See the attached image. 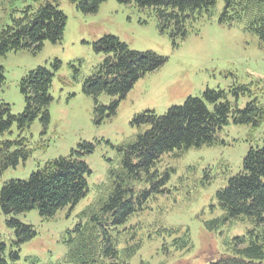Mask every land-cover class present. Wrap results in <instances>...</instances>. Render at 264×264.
I'll list each match as a JSON object with an SVG mask.
<instances>
[{
	"label": "rangeland",
	"instance_id": "374dc122",
	"mask_svg": "<svg viewBox=\"0 0 264 264\" xmlns=\"http://www.w3.org/2000/svg\"><path fill=\"white\" fill-rule=\"evenodd\" d=\"M46 2L56 4L67 16L63 39L46 40L40 49L21 48L0 56L4 74L0 105L7 104L11 115L25 111L21 81L28 72L45 67L53 74L49 122L43 123L39 115L23 129L17 120L10 130L0 129V142L25 139L13 148L25 144L31 149L17 165L0 168V192L7 181L29 179L47 161L73 150L91 172L87 194L52 217L43 218L37 208L6 215L0 205V236L11 264H79L73 255L95 223L104 222L94 217L102 216L116 183L128 185L127 152L149 127L137 122L141 112L164 114L189 96L204 97L208 89L223 92L218 101H230L241 109L255 97L264 104V44L250 29V20L229 23L222 19L224 0L186 22L184 36L172 37L174 25L164 29L153 7L118 0L103 2L95 13L83 12L72 0H0V29L24 7L36 8ZM105 35L117 36L133 50L154 51L167 60L136 81L124 98L99 94L98 101L105 106L101 112L96 110L95 97L85 92L84 83L107 56L95 48ZM241 85L251 92L240 95ZM207 104L214 108L213 103ZM219 137L222 142L212 146L164 154L149 172L141 169L138 178L129 179L135 201L141 199L146 209L133 214L117 230L110 226L120 264H210L233 254L238 237L246 238L239 245L243 247L253 232L261 230L247 215L226 220L218 192L241 171L250 149L263 144L264 120L258 126L237 123L232 114ZM87 143L93 146L91 151ZM11 217L31 225L36 235L19 241L16 227L8 223ZM133 231L136 236L131 239Z\"/></svg>",
	"mask_w": 264,
	"mask_h": 264
},
{
	"label": "trees",
	"instance_id": "16d2710c",
	"mask_svg": "<svg viewBox=\"0 0 264 264\" xmlns=\"http://www.w3.org/2000/svg\"><path fill=\"white\" fill-rule=\"evenodd\" d=\"M41 2V0H38ZM85 13H95L107 0H72ZM135 2L140 7H153L163 28L174 25L172 37L187 33L186 22L197 19L204 11L209 12L217 0H118ZM222 19L229 23L243 18L250 20V29L256 31L264 44V0H224ZM67 16L51 2L40 3L36 8L26 6L19 16L12 15L9 24L0 29V56L21 48L40 49L46 40L59 42L64 37ZM98 51L106 53L105 60L95 68L84 83L86 93L93 95L96 110L103 112L97 96L106 92L124 98L145 74L164 65L167 58L154 51H136L122 42L117 36L105 35L95 43ZM4 80L3 68L0 81ZM53 74L45 67L28 72L21 81V91L25 94L26 108L18 116L11 115L7 104L0 105V129L10 130L17 120L21 129L41 115L43 123L50 120L49 106L53 97L50 88ZM240 95L251 92L246 85L238 87ZM223 94L207 90L203 96H189L181 105L170 107L164 114L146 110L136 116L139 123L149 124L148 129L127 152L125 163L129 167L128 185L121 182L105 202L101 217L104 222L95 223L89 236L84 237L82 247L73 255L79 264H120L117 242L111 235L110 226L119 229L128 223L130 217L146 209L135 201L132 178H138L141 169L148 172L164 154L184 152L193 147L212 146L222 142L220 130L234 114L237 123H252L258 126L264 120V104L255 97L241 109L230 101H218ZM237 96H240L239 93ZM206 97V98H205ZM217 100V101H216ZM207 102L214 104L211 109ZM118 101L111 106L114 110ZM7 114V118L5 115ZM19 141L0 142V168L15 166L20 159L31 153L25 144L13 148ZM89 151L93 149L90 143ZM76 151L47 161L34 171L29 179L7 181L0 192V205L6 215H14L37 208L43 218L54 216L62 207L75 204L88 192L87 175L91 172L88 164L80 159ZM138 159L135 162V159ZM218 198L226 211L225 219L247 215L253 218L261 230L253 232L246 246H239L245 237H238L233 254L222 256L210 264H264V137L263 144L252 147L244 158L241 171L231 177L227 186L218 192ZM111 220V223H110ZM9 225L16 227L18 240L23 241L36 235L31 225L11 217ZM208 226H212L208 224ZM131 225L130 228H133ZM123 231V230H122ZM132 238L136 236L132 232ZM139 244V243H136ZM7 245L0 236V264H11L6 257ZM130 248H136L131 246ZM131 253H134L130 249ZM18 258V253L13 252ZM128 264V263H125Z\"/></svg>",
	"mask_w": 264,
	"mask_h": 264
}]
</instances>
